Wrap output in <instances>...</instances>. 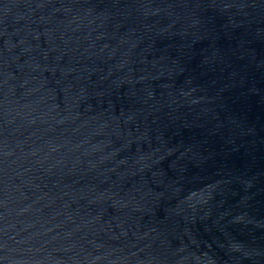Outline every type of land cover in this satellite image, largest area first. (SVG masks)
<instances>
[{
	"label": "water",
	"instance_id": "water-1",
	"mask_svg": "<svg viewBox=\"0 0 264 264\" xmlns=\"http://www.w3.org/2000/svg\"><path fill=\"white\" fill-rule=\"evenodd\" d=\"M0 264H264V0H0Z\"/></svg>",
	"mask_w": 264,
	"mask_h": 264
}]
</instances>
